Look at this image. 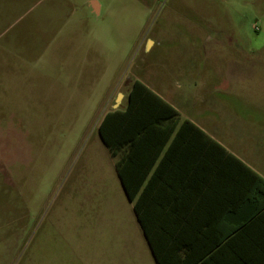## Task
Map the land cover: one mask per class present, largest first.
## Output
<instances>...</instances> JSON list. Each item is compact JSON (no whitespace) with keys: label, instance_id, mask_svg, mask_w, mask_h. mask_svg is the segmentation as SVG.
I'll return each instance as SVG.
<instances>
[{"label":"rangeland","instance_id":"obj_1","mask_svg":"<svg viewBox=\"0 0 264 264\" xmlns=\"http://www.w3.org/2000/svg\"><path fill=\"white\" fill-rule=\"evenodd\" d=\"M228 67L264 86V0H0V264H156L99 125L135 78Z\"/></svg>","mask_w":264,"mask_h":264},{"label":"crops","instance_id":"obj_2","mask_svg":"<svg viewBox=\"0 0 264 264\" xmlns=\"http://www.w3.org/2000/svg\"><path fill=\"white\" fill-rule=\"evenodd\" d=\"M207 71L224 84L210 78L196 96L135 78L110 111H125L140 81L177 115L155 100H138L132 113L140 130L124 128L121 149L111 154L105 146L107 154L156 264L153 249L169 252L172 264H264V192L255 178L264 180V86L254 87L248 69Z\"/></svg>","mask_w":264,"mask_h":264},{"label":"trees","instance_id":"obj_3","mask_svg":"<svg viewBox=\"0 0 264 264\" xmlns=\"http://www.w3.org/2000/svg\"><path fill=\"white\" fill-rule=\"evenodd\" d=\"M128 99L129 102L125 111H122L121 109H116L108 112L102 119L98 128V133L101 137V140L104 145L109 149L111 154H114L116 151L121 149L122 142L120 140V133L124 128L131 126L134 131L136 129V131L140 130L138 129V127L140 126L137 125V123H140V120L138 119V117H136V115H134V113H132L135 110L136 102L138 100H155L159 104L168 107L171 110L172 116L177 115L175 110H173L169 105L162 101L155 93H153L140 81H135L133 83V86L129 92ZM148 104L149 106H153L150 103ZM147 109L148 108H146V111L151 112ZM150 119H152V117ZM186 124L192 126V128H194L195 130H198V128L192 125L191 123L186 122ZM117 173L119 175V178L122 179V170L120 168V164L117 165ZM255 178L258 181L259 189L264 192V180L258 176H255ZM125 189L127 190L129 197L132 199L133 194L132 192H130V188L126 187ZM150 243L152 247L153 244L152 242ZM153 254L158 264H172L170 261L171 258L169 256V252H160L158 250L156 251L153 249Z\"/></svg>","mask_w":264,"mask_h":264},{"label":"water","instance_id":"obj_4","mask_svg":"<svg viewBox=\"0 0 264 264\" xmlns=\"http://www.w3.org/2000/svg\"><path fill=\"white\" fill-rule=\"evenodd\" d=\"M150 43H152V41H149V42H148V46H149ZM119 97H121V94L119 95ZM117 108H118V107H116V109H117Z\"/></svg>","mask_w":264,"mask_h":264}]
</instances>
